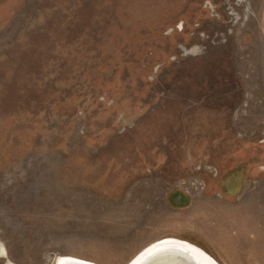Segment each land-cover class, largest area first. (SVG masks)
<instances>
[{
	"label": "rangeland",
	"instance_id": "rangeland-1",
	"mask_svg": "<svg viewBox=\"0 0 264 264\" xmlns=\"http://www.w3.org/2000/svg\"><path fill=\"white\" fill-rule=\"evenodd\" d=\"M167 238L264 264V0H0V264Z\"/></svg>",
	"mask_w": 264,
	"mask_h": 264
},
{
	"label": "bare ground",
	"instance_id": "bare-ground-1",
	"mask_svg": "<svg viewBox=\"0 0 264 264\" xmlns=\"http://www.w3.org/2000/svg\"><path fill=\"white\" fill-rule=\"evenodd\" d=\"M178 257L180 259H178ZM182 260H194L198 264H217L209 255L198 247L188 242L173 238L158 241L144 249L132 260V264H181ZM56 264L92 263L81 261L76 258L74 259L72 257H64L61 259L59 258Z\"/></svg>",
	"mask_w": 264,
	"mask_h": 264
},
{
	"label": "water",
	"instance_id": "water-1",
	"mask_svg": "<svg viewBox=\"0 0 264 264\" xmlns=\"http://www.w3.org/2000/svg\"><path fill=\"white\" fill-rule=\"evenodd\" d=\"M179 257H178V259H180ZM132 263H133V261L130 264H132ZM181 264H198V263L195 262L194 260H182Z\"/></svg>",
	"mask_w": 264,
	"mask_h": 264
}]
</instances>
